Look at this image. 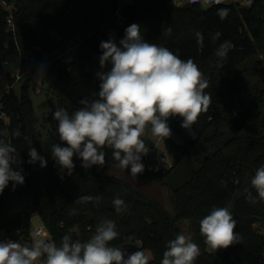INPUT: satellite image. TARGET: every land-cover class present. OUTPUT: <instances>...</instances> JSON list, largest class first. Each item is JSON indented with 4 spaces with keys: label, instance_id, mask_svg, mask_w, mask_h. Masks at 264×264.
<instances>
[{
    "label": "trees",
    "instance_id": "1",
    "mask_svg": "<svg viewBox=\"0 0 264 264\" xmlns=\"http://www.w3.org/2000/svg\"><path fill=\"white\" fill-rule=\"evenodd\" d=\"M4 1L14 7V31L7 29L6 10L0 3V112L5 117H0V130L7 133L0 139L17 149L22 163L12 167L22 169L24 183L13 187L10 181L0 194V230L17 231L20 243L28 245L31 218L37 216L47 239L59 244L65 234L86 241L103 219H111L120 233L111 245L122 248L126 259L144 250L151 254L150 264H160L167 242L181 233L177 222L184 219L201 249L195 264H264V235L253 226L264 221V201L257 197L255 203L249 202L245 192L256 169L264 165V85L251 83L248 70L239 66L256 53L264 55L263 0H254L249 7L175 5L172 0H132L126 5L117 0ZM220 8L229 10L224 19L217 15ZM133 23L140 26L146 41L167 47L181 59H193L209 83L205 92L211 105L193 125L196 137L185 135L182 122H167L172 135L159 139L160 150L173 165H183L184 180L172 185V168L151 172L146 166L136 177L165 187L171 211L129 182L103 171L108 164L117 167L110 149H104L103 167L93 165L85 170L81 159L74 156L75 168L68 175L44 155L34 130L27 93L30 75L47 83L58 97V106L71 114L82 107V98H96L93 93L99 92L101 82L96 74L111 68L99 64L100 43L111 39L119 46L125 29ZM197 31L204 37L202 47L195 39ZM216 32L222 35L213 40ZM53 35L59 37L57 44ZM224 40L234 47L221 61L215 51ZM17 64L27 76L16 90ZM50 104L44 121L55 131L56 143L67 146L59 140L53 118L56 109ZM17 130L19 136L14 135ZM30 147L47 160L46 167L38 161L28 163ZM197 153L202 154L198 160ZM123 171L131 175L130 168ZM252 194L256 196L254 190ZM85 195L99 196L100 201L77 203ZM117 197L127 206L120 214L113 205ZM225 206L236 221L240 242L213 252L200 235V220L213 207ZM73 209L75 214H70ZM134 241L140 242L139 247L130 245Z\"/></svg>",
    "mask_w": 264,
    "mask_h": 264
},
{
    "label": "clouds",
    "instance_id": "2",
    "mask_svg": "<svg viewBox=\"0 0 264 264\" xmlns=\"http://www.w3.org/2000/svg\"><path fill=\"white\" fill-rule=\"evenodd\" d=\"M228 11L220 8L217 15L224 19ZM167 31L171 33V28ZM221 35L216 32L212 39ZM195 39L202 47L203 34L197 31ZM233 47L231 41L224 40L215 55L223 61ZM100 48L101 68L107 64L111 68L96 74L101 82L99 92L93 93L95 99L82 98L79 101L82 107L71 114L63 107L54 111L59 140L67 146L52 144V158L62 171L71 175L74 156L81 159L85 170L93 165L103 167L104 149H110L117 167L130 168L131 177L136 178L144 172L142 156L149 152L145 135L150 131L156 139L171 137L167 121L173 117L182 119V128L191 129L211 105V97L205 92L209 83L193 59H181L167 47L146 41L136 23L125 29L119 46L110 39L102 41ZM6 134V130H0V136ZM14 135L19 136V131ZM28 154V163L38 161L41 167L47 166V160L34 147L29 148ZM21 163L17 149L0 139V194L10 181L13 187L24 183L22 169L12 167ZM245 192L249 202L255 203L257 197L264 201V165L256 169ZM93 201L99 203L100 197L85 195L77 199L81 204ZM113 205L117 214L127 210L125 201L119 197L113 200ZM70 214H75V209ZM235 229L236 221L226 206L213 207L200 220V235L213 252L240 242ZM119 236L116 223L103 219L86 241L73 239L70 234L63 235L59 244L54 239L41 238H34L30 246L11 239L0 241V264H150L151 254L144 250L125 259L122 248L111 245ZM132 239L128 237L129 241ZM200 254V246L190 236L178 233L167 242L160 264H195Z\"/></svg>",
    "mask_w": 264,
    "mask_h": 264
},
{
    "label": "rangeland",
    "instance_id": "3",
    "mask_svg": "<svg viewBox=\"0 0 264 264\" xmlns=\"http://www.w3.org/2000/svg\"><path fill=\"white\" fill-rule=\"evenodd\" d=\"M120 5H126V4H131L132 0H117ZM54 38L56 37L57 40L59 41V37L56 35H53ZM239 66L246 68L248 71L246 73V76L249 78L251 83H253L257 87H262L264 85V55L261 54H255L252 56L250 59L243 61L242 63L239 64ZM27 76L24 75V77ZM19 81L14 87L17 90ZM36 88H39V91H36ZM27 93L30 97L31 100V105H32V117L34 121V130L36 133V136L38 138L39 144L41 146V149L44 153V155L49 159L52 158L51 154V145L56 143V133L54 130H52L50 124L46 123L44 121L45 115L47 111L50 110L51 104L52 106L56 109L58 106V97L55 93V91L47 85V83L44 82H39L34 76L30 75V81L27 87ZM50 99V100H49ZM261 108L264 112V101L261 104ZM145 141L148 143H153L155 140L157 141L156 138H153L151 136L150 131L145 135L144 137ZM160 140H158L159 143ZM201 153L196 154V160L201 156ZM195 160V161H196ZM152 158H150L149 162L145 163L146 167L150 166V163H152ZM105 173L111 174L114 176H117L130 184H132L134 187L140 189L141 191L147 193L148 195L154 197L157 199L160 203L164 205V207L168 210H172V205L171 201L169 198V192L168 190L160 186L156 183L145 181L139 178H133L131 175L127 174L120 168L108 164L104 170ZM186 177V173L184 171L183 165L179 162L173 165L171 173L169 175V181L172 185H176L178 183H181L184 178ZM248 187V184L246 188ZM31 221L33 224L38 225L39 219L36 216H33L31 218ZM188 222L186 220H179L177 222L178 227L181 231V233L191 236L190 229L188 227ZM253 226L257 229L258 226L256 223H253ZM0 230V234H1ZM207 248V246H206ZM208 249V248H207ZM210 250V249H208ZM125 259H126V253H125Z\"/></svg>",
    "mask_w": 264,
    "mask_h": 264
},
{
    "label": "built area",
    "instance_id": "4",
    "mask_svg": "<svg viewBox=\"0 0 264 264\" xmlns=\"http://www.w3.org/2000/svg\"><path fill=\"white\" fill-rule=\"evenodd\" d=\"M254 0H221L220 3H216L215 0H195V2H192V0H172V2L175 5H183L186 3H197L201 6H210L213 4H237L242 7H249ZM2 7L6 10L5 14V21L7 25V29L10 31H14V24H13V10L14 7L11 5V3H6L4 0L0 1ZM264 3V0H263ZM27 73V71H20L19 66L17 64L15 70H14V82L13 83H18L23 79V76ZM36 91H39V88H36ZM0 117L5 118L4 114L0 112ZM167 122L171 124H176L178 122H182V119L180 117H173L170 118ZM183 132L189 139H194L196 137V132L194 127L192 126L191 129H184L182 128ZM158 140H155L153 143H148L145 141L146 146L149 148V152L147 155L142 156V160L146 163L149 162L150 158H152V163H150L149 167H146L148 170L151 172H157L160 170H169L172 168L173 163L172 161L160 150L158 146ZM258 228L257 230L264 235V221L262 224H257ZM49 237L43 223L39 221L38 225H35L30 223L29 231H28V236H27V241L28 245L30 246L32 240L34 238H41V239H47ZM14 240L16 241L10 233L2 231L0 234V241H7V240Z\"/></svg>",
    "mask_w": 264,
    "mask_h": 264
},
{
    "label": "water",
    "instance_id": "5",
    "mask_svg": "<svg viewBox=\"0 0 264 264\" xmlns=\"http://www.w3.org/2000/svg\"><path fill=\"white\" fill-rule=\"evenodd\" d=\"M54 42H55V44L58 43V40H57L56 37L54 38ZM11 236H12L16 241L20 242V237H19V234H18L17 231L12 232V233H11ZM130 245H131L132 247H139L140 242H139V241H134V242L130 243Z\"/></svg>",
    "mask_w": 264,
    "mask_h": 264
},
{
    "label": "crops",
    "instance_id": "6",
    "mask_svg": "<svg viewBox=\"0 0 264 264\" xmlns=\"http://www.w3.org/2000/svg\"><path fill=\"white\" fill-rule=\"evenodd\" d=\"M37 217V216H36ZM38 218V217H37ZM39 219V218H38ZM40 221V220H39ZM2 231V230H1Z\"/></svg>",
    "mask_w": 264,
    "mask_h": 264
}]
</instances>
